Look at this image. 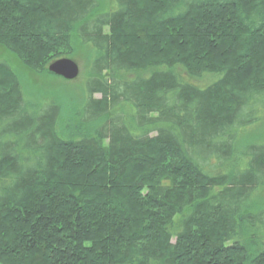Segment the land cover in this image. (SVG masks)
<instances>
[{
  "label": "trees",
  "instance_id": "trees-1",
  "mask_svg": "<svg viewBox=\"0 0 264 264\" xmlns=\"http://www.w3.org/2000/svg\"><path fill=\"white\" fill-rule=\"evenodd\" d=\"M117 2L0 0L31 72L93 52L68 119L0 63V264H264V0Z\"/></svg>",
  "mask_w": 264,
  "mask_h": 264
},
{
  "label": "rangeland",
  "instance_id": "rangeland-1",
  "mask_svg": "<svg viewBox=\"0 0 264 264\" xmlns=\"http://www.w3.org/2000/svg\"><path fill=\"white\" fill-rule=\"evenodd\" d=\"M99 2L101 14L114 11L119 7L117 0H99ZM72 56L65 58H70L75 61L79 66L80 73L76 80L65 81L60 77L48 76L47 73L37 74L36 72H31L27 68H24L22 63L10 51L3 48L0 49V63L7 64L18 76L26 97L25 101L30 105H40L43 103L49 104L52 98L55 100L59 99L63 117L67 119L71 117L69 114L70 108L78 107L77 103H80L84 98V85L88 77L93 52L90 49L78 47ZM49 65L47 66V71ZM211 79L213 78L205 76L203 79L196 80L195 82L203 86L210 82ZM96 97L98 98L99 96ZM241 141L244 143L241 144L244 147L251 143H264V110L259 112L258 121L244 128ZM255 194L251 204L256 206V208L264 207V188H260Z\"/></svg>",
  "mask_w": 264,
  "mask_h": 264
},
{
  "label": "water",
  "instance_id": "water-1",
  "mask_svg": "<svg viewBox=\"0 0 264 264\" xmlns=\"http://www.w3.org/2000/svg\"><path fill=\"white\" fill-rule=\"evenodd\" d=\"M50 74L60 77L65 81H74L78 78L80 70L75 61L70 58H61L54 61L48 67Z\"/></svg>",
  "mask_w": 264,
  "mask_h": 264
}]
</instances>
